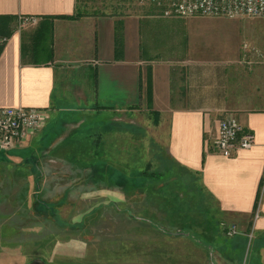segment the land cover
I'll list each match as a JSON object with an SVG mask.
<instances>
[{
  "label": "crops",
  "instance_id": "crops-1",
  "mask_svg": "<svg viewBox=\"0 0 264 264\" xmlns=\"http://www.w3.org/2000/svg\"><path fill=\"white\" fill-rule=\"evenodd\" d=\"M19 16L38 20L18 26ZM243 17L264 25V17ZM243 17L164 16L153 9L87 14L78 0H0V109L46 112L41 129L0 149V164L29 166L40 176L41 168L81 164L71 158L82 142L110 166L126 149L136 165L137 151L156 148L198 176L221 221L238 233L225 237L222 222L179 229L193 236L149 220L127 222V240L137 239L139 226L149 245L121 260L234 264L225 253H242L253 237V262L264 264V52L215 30ZM227 116L252 131L255 143L224 157L213 141ZM212 229L214 235L206 232ZM77 251L86 255L83 247Z\"/></svg>",
  "mask_w": 264,
  "mask_h": 264
},
{
  "label": "rangeland",
  "instance_id": "rangeland-1",
  "mask_svg": "<svg viewBox=\"0 0 264 264\" xmlns=\"http://www.w3.org/2000/svg\"><path fill=\"white\" fill-rule=\"evenodd\" d=\"M78 5L87 14L143 9L161 14L159 7L138 0H78ZM261 21L243 17L235 25L215 30L227 40L245 42L264 52ZM79 147V155L71 160L81 164L59 166L57 171L55 167L41 168L40 176L29 166L0 164V264H27L37 258L47 264H125L123 254L144 253L149 243L139 226L137 239L128 241L123 223L149 220L170 234L190 231L193 236V230L179 229L222 222L215 203L202 192L198 176L164 159L160 150L137 151L135 165L126 149L119 164L110 166L95 150H88V144L82 142ZM125 208L133 214L124 212ZM222 223L225 237L236 235L228 234L232 224ZM206 232L214 235L215 231ZM199 238L208 246L202 239L205 235ZM248 240L242 253L227 251L225 257L236 260L234 264H256L254 239ZM78 247L85 249V256ZM73 251L77 256L70 260ZM260 253L264 260V248Z\"/></svg>",
  "mask_w": 264,
  "mask_h": 264
},
{
  "label": "built area",
  "instance_id": "built-area-1",
  "mask_svg": "<svg viewBox=\"0 0 264 264\" xmlns=\"http://www.w3.org/2000/svg\"><path fill=\"white\" fill-rule=\"evenodd\" d=\"M141 4L159 7L164 16L190 17L195 15L235 17H264V0H138ZM37 18L19 16V26L34 24ZM46 112L35 107H7L0 109V149L10 150L21 145L32 133L41 129ZM255 143V135L244 127L235 116L220 120L215 149L224 157L238 149H249ZM238 233L236 225L228 227V234Z\"/></svg>",
  "mask_w": 264,
  "mask_h": 264
},
{
  "label": "water",
  "instance_id": "water-1",
  "mask_svg": "<svg viewBox=\"0 0 264 264\" xmlns=\"http://www.w3.org/2000/svg\"><path fill=\"white\" fill-rule=\"evenodd\" d=\"M182 233H185V232H174V234H182ZM27 264H47V263L45 261H43L42 259L37 258V259H34L31 262L27 263Z\"/></svg>",
  "mask_w": 264,
  "mask_h": 264
},
{
  "label": "trees",
  "instance_id": "trees-1",
  "mask_svg": "<svg viewBox=\"0 0 264 264\" xmlns=\"http://www.w3.org/2000/svg\"><path fill=\"white\" fill-rule=\"evenodd\" d=\"M79 15V14H77ZM77 15H73L72 17L75 18ZM62 18H69L70 16H61ZM0 22H1V19H0ZM119 176H122L121 174H119Z\"/></svg>",
  "mask_w": 264,
  "mask_h": 264
}]
</instances>
